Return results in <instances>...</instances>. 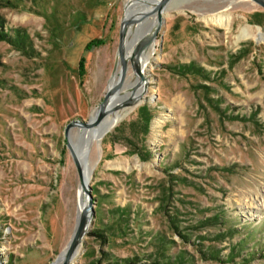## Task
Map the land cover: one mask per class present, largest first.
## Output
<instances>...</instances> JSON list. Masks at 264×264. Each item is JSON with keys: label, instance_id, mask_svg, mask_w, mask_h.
<instances>
[{"label": "rangeland", "instance_id": "1", "mask_svg": "<svg viewBox=\"0 0 264 264\" xmlns=\"http://www.w3.org/2000/svg\"><path fill=\"white\" fill-rule=\"evenodd\" d=\"M129 3L0 0V264L67 249L87 196L65 127L111 85ZM164 16L143 99L88 154L95 216L73 264H264V8L172 0Z\"/></svg>", "mask_w": 264, "mask_h": 264}, {"label": "water", "instance_id": "2", "mask_svg": "<svg viewBox=\"0 0 264 264\" xmlns=\"http://www.w3.org/2000/svg\"><path fill=\"white\" fill-rule=\"evenodd\" d=\"M171 1L172 0H159L157 3H155L153 9L148 12L138 14L137 16L127 17L124 15L122 17L119 26V37H118L119 41H118V51H117L116 66H115V68L119 67L118 80H116V82L112 86H109L107 88L106 93L104 94L102 100L100 101L98 107L96 108V117L93 120L85 121L81 119H75L70 121L68 124H66L64 137L66 139L67 148L69 149L68 151L71 154L73 161L75 162V166L79 174V180L81 182V187L85 191L87 200L85 202L84 207H82L80 210L73 235H71L67 249H65L63 263L61 264H73V259L75 257V254L77 250H79V248L82 245H84L85 236H87L91 223L93 222L95 216V210H94L95 201H94V196L92 194L93 193L92 187L89 184V181H87L85 178V173L82 165L83 163L80 160L78 153L76 152V148L70 142L69 135L71 134L72 129L75 127H81V128H90L94 126L96 127L102 121L103 117L107 112V108L109 107V105H111L114 98L121 92L128 78L129 68L132 67L134 70L138 71V69L135 67L136 66L134 62L135 57L139 55V53L141 54L150 45V43L153 40H156V38L158 37V33L166 24L164 11L167 9ZM252 1L256 2V4L264 8V0H252ZM151 13H156L158 20V24L156 25V28L154 29L153 33L150 36H147L138 42L134 52H132V54L129 56L127 54L128 52L127 38H128L130 26L132 24L137 23L139 20H143ZM139 78L141 82L144 84V93L140 95V100H142L143 96L147 91L148 79L145 73H140V72H139Z\"/></svg>", "mask_w": 264, "mask_h": 264}, {"label": "bare ground", "instance_id": "3", "mask_svg": "<svg viewBox=\"0 0 264 264\" xmlns=\"http://www.w3.org/2000/svg\"><path fill=\"white\" fill-rule=\"evenodd\" d=\"M158 1L159 0H130V3L125 5L124 15L127 17H131L148 12L153 9L155 3H157ZM157 24L158 20L156 13H151L143 20H139L137 23L132 24L130 26L127 38V54L129 56L132 54V52H134L140 40L147 36H150L153 33ZM153 51L154 48H151L150 52H148L147 50L141 54L139 53V55L135 57L134 61L136 62L138 68L136 80L132 82L131 85H127L125 82L121 92L114 98L111 105H109L105 116L103 117L102 121L98 124V126L90 128H80L77 131H72L69 135V140L76 148V152L78 153L80 160L83 163L82 165L87 181H90L91 174L93 173L95 168L87 160L88 154L90 153V150L92 149L95 141H98L99 138H101L107 131H109L114 120L116 118L121 117L124 111H128L129 109L134 108L137 104H140V95L144 93V84L139 78V72L145 73L146 67L150 64ZM118 77L119 67L117 69L116 75L112 79L110 86H112L116 82V80H118ZM95 117L96 109L93 113V117L91 118V120H93ZM85 202V195L82 194V202L80 203V209L84 207ZM79 253L80 250H77L74 259L78 257ZM63 257L64 253L60 256V258L55 261L54 264L63 263Z\"/></svg>", "mask_w": 264, "mask_h": 264}, {"label": "trees", "instance_id": "4", "mask_svg": "<svg viewBox=\"0 0 264 264\" xmlns=\"http://www.w3.org/2000/svg\"><path fill=\"white\" fill-rule=\"evenodd\" d=\"M0 29H3V24L2 22L0 23ZM17 41H15L14 45L16 46H19L21 47L23 45V42H24V36H22L20 33L17 34ZM0 36L1 38L3 39H7L9 41H14L12 39V37L8 34H6L4 31H0ZM151 108L150 107H142L141 109H139V116H141V118L143 119L144 123H145V126H147L149 123H150V120H151Z\"/></svg>", "mask_w": 264, "mask_h": 264}]
</instances>
